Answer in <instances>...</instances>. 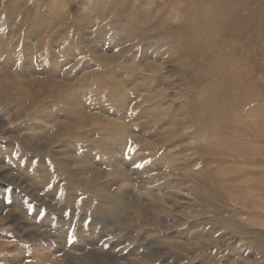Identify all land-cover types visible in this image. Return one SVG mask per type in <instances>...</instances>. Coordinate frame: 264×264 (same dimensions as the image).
I'll use <instances>...</instances> for the list:
<instances>
[{"label":"rangeland","instance_id":"rangeland-1","mask_svg":"<svg viewBox=\"0 0 264 264\" xmlns=\"http://www.w3.org/2000/svg\"><path fill=\"white\" fill-rule=\"evenodd\" d=\"M0 264H264V0H0Z\"/></svg>","mask_w":264,"mask_h":264}]
</instances>
